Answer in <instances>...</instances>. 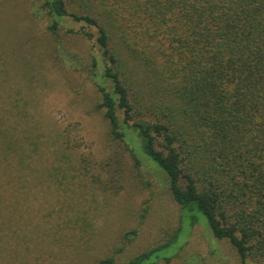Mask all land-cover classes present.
<instances>
[{
  "label": "trees",
  "instance_id": "16d2710c",
  "mask_svg": "<svg viewBox=\"0 0 264 264\" xmlns=\"http://www.w3.org/2000/svg\"><path fill=\"white\" fill-rule=\"evenodd\" d=\"M42 9L57 48L71 20L82 25L68 33L93 39L103 56L101 78L110 85L96 81L94 109L107 121L110 153L77 158L15 82L27 73L0 56V241L23 216L46 213L55 230L38 225L29 234L53 232L55 243L46 245L58 249L46 254L67 264L60 262L81 247L69 241L73 221L79 233L92 222L83 211L70 215L83 188L116 192L127 169L140 172L125 122L163 169L173 199L195 204L242 264H264V0H42ZM90 64L95 80L92 54ZM120 250L95 264H113ZM148 253L123 264H139Z\"/></svg>",
  "mask_w": 264,
  "mask_h": 264
},
{
  "label": "rangeland",
  "instance_id": "374dc122",
  "mask_svg": "<svg viewBox=\"0 0 264 264\" xmlns=\"http://www.w3.org/2000/svg\"><path fill=\"white\" fill-rule=\"evenodd\" d=\"M41 2L0 0V56L7 58L10 67L16 65V70L27 73L15 82L22 84L21 92L33 100L40 114L60 128L76 157L103 159L110 153L108 124L102 112L94 109L98 101L96 81L110 85L101 78L103 56L93 39L68 33L67 28L76 30L82 25L71 20L63 22L62 45L57 48ZM89 29L96 34V28ZM91 54L97 61L95 80L90 76ZM121 125L126 141L141 161L140 172L127 169L128 178L116 192L83 188L80 199L73 201L70 215L86 212L92 218L91 226L79 233L80 224L73 221L76 228L69 241L81 247L68 251V259L60 263L95 264L99 257L120 247L113 264H123L145 251H149L148 256L139 264H242L226 239L213 236L206 216L195 204L181 206L173 199L163 169L143 152L133 127L125 122ZM41 214L23 216L24 223L13 226L11 237L0 241V264H56L61 260L59 254H46L58 249L46 245L54 242L53 232L29 234L38 225L55 230L52 216ZM21 228L25 230L20 232ZM132 229H136L134 234H125ZM43 234L49 242L41 240ZM37 251L45 252L42 261L34 259ZM62 255L65 257L64 252Z\"/></svg>",
  "mask_w": 264,
  "mask_h": 264
}]
</instances>
